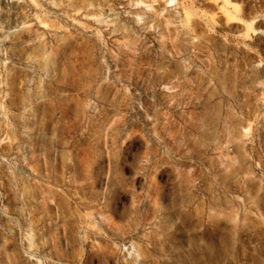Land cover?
Masks as SVG:
<instances>
[{
    "label": "rangeland",
    "instance_id": "1",
    "mask_svg": "<svg viewBox=\"0 0 264 264\" xmlns=\"http://www.w3.org/2000/svg\"><path fill=\"white\" fill-rule=\"evenodd\" d=\"M0 264H264V0H0Z\"/></svg>",
    "mask_w": 264,
    "mask_h": 264
}]
</instances>
